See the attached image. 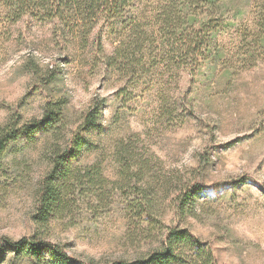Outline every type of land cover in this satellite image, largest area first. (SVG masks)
I'll use <instances>...</instances> for the list:
<instances>
[{"label":"rangeland","instance_id":"obj_1","mask_svg":"<svg viewBox=\"0 0 264 264\" xmlns=\"http://www.w3.org/2000/svg\"><path fill=\"white\" fill-rule=\"evenodd\" d=\"M220 4V60L166 36L149 39L139 70L120 72L104 64L123 38L105 21L81 42L56 21L0 19V127L28 129L46 102L63 101L50 129L21 135L0 158V264H34L5 249L32 237L81 262L132 263L171 230L200 245L175 264H264V50L238 37L251 0ZM97 97L99 121L68 167L85 176L95 166L104 183H70L66 207L40 221L53 150Z\"/></svg>","mask_w":264,"mask_h":264},{"label":"trees","instance_id":"obj_2","mask_svg":"<svg viewBox=\"0 0 264 264\" xmlns=\"http://www.w3.org/2000/svg\"><path fill=\"white\" fill-rule=\"evenodd\" d=\"M251 5L250 24L245 27L248 36L239 31L238 37L242 43L250 37L255 46L264 50V0H251ZM222 12L220 0H0V19L14 22L28 16L39 22L56 21L60 28H66L81 42L87 40L97 24L105 21L111 31L123 37L121 44L104 58L107 67L119 72L129 63L137 64L139 70L150 47L149 39L160 38L163 43L166 36L178 37L182 45L180 52H201L212 56L213 60H220L222 51L213 37L219 32ZM32 69H36L35 65ZM103 101L100 97L93 100L77 133L63 148L53 150L55 159L49 173L42 178L38 193L37 217L40 221L66 207L70 183H85L89 189L104 183L105 178L95 166L85 168V176H81L76 168L68 167L70 159L78 157L86 143L84 135L96 127ZM62 109L61 99L49 101L44 106L43 120L31 124L30 128L15 130L10 124L0 127V158L8 144L21 135L34 137L40 131L50 129ZM92 195L102 199L103 192H93ZM5 249L14 257L29 259L34 264H91L75 260L58 244L38 242L33 237L7 241ZM199 249L200 245L187 232L171 230L165 234L159 247L149 250L142 258L132 263L120 261L112 264H175L187 259L191 250Z\"/></svg>","mask_w":264,"mask_h":264}]
</instances>
